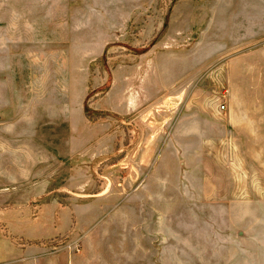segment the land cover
Masks as SVG:
<instances>
[{
  "label": "rangeland",
  "instance_id": "obj_1",
  "mask_svg": "<svg viewBox=\"0 0 264 264\" xmlns=\"http://www.w3.org/2000/svg\"><path fill=\"white\" fill-rule=\"evenodd\" d=\"M46 7L3 47L0 263L264 264V0Z\"/></svg>",
  "mask_w": 264,
  "mask_h": 264
},
{
  "label": "crops",
  "instance_id": "obj_2",
  "mask_svg": "<svg viewBox=\"0 0 264 264\" xmlns=\"http://www.w3.org/2000/svg\"><path fill=\"white\" fill-rule=\"evenodd\" d=\"M48 0H0V111L3 107V89H2V64H3V47L8 40L11 42L16 40L26 41L27 43L34 40V15L49 13L46 3ZM3 16H10L12 22L3 23ZM16 20V21H15ZM4 31H10L11 37L4 35ZM12 44V43H10ZM2 140L0 138V163L2 164ZM1 167V166H0ZM1 173V169H0ZM39 225V224H38ZM40 226V225H39ZM43 226L39 231L30 234L31 236L44 233ZM35 239V238H32ZM12 250L7 257L13 259L12 264H51L50 258L45 253V249L40 245L24 246ZM16 254H18L16 256ZM4 257L0 250V262ZM66 260V259H65ZM3 264V263H0ZM64 264H67L66 262ZM73 264V263H70Z\"/></svg>",
  "mask_w": 264,
  "mask_h": 264
}]
</instances>
